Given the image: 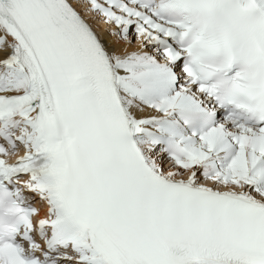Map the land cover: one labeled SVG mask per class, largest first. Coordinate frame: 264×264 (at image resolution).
<instances>
[{
	"label": "snow or ice",
	"instance_id": "6c2138e0",
	"mask_svg": "<svg viewBox=\"0 0 264 264\" xmlns=\"http://www.w3.org/2000/svg\"><path fill=\"white\" fill-rule=\"evenodd\" d=\"M0 264H264V0H0Z\"/></svg>",
	"mask_w": 264,
	"mask_h": 264
}]
</instances>
